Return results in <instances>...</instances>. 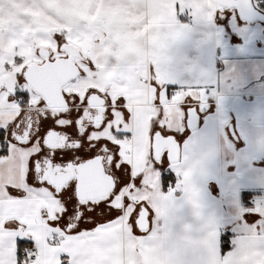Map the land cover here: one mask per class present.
Here are the masks:
<instances>
[{
	"label": "snow or ice",
	"instance_id": "obj_1",
	"mask_svg": "<svg viewBox=\"0 0 264 264\" xmlns=\"http://www.w3.org/2000/svg\"><path fill=\"white\" fill-rule=\"evenodd\" d=\"M84 2L0 0V264H264V197L235 218L207 217L194 181L202 143H180L214 85L171 70L193 25L219 18L247 42L264 0H91L111 25L95 37L100 50L125 20L173 17L163 57L137 64L134 89L107 78L114 65L127 70L115 46L85 51L87 22L63 16ZM169 167L182 179L165 193Z\"/></svg>",
	"mask_w": 264,
	"mask_h": 264
},
{
	"label": "crops",
	"instance_id": "obj_2",
	"mask_svg": "<svg viewBox=\"0 0 264 264\" xmlns=\"http://www.w3.org/2000/svg\"><path fill=\"white\" fill-rule=\"evenodd\" d=\"M199 11L198 8L195 14ZM62 13L87 22L91 31L83 41L85 51L95 50L103 55L113 52L115 46L127 70L114 65L106 75L109 80H125L129 89L137 83V64L161 59L174 28L171 15L153 17L150 12L145 13L131 22L125 20L119 35L100 50L95 37L109 32L111 27L100 7L85 0L80 5L64 7ZM36 17L42 24L69 27L63 19L39 14ZM251 24H260L261 35H254L247 42L232 30L231 23H222L219 18L213 25H193L191 38L172 52L171 70L181 83L214 85L209 89L207 105L197 110L199 126L191 129L187 118L180 133L182 148L193 139L202 143L198 158L203 164L194 181L201 190L207 217L235 218L242 208H251L257 198L264 197V23ZM31 30L29 24L25 32ZM210 35L214 40L206 42ZM212 92L223 95V103ZM166 170L176 176L169 189H176L182 177L171 167ZM175 196L179 203H185L182 191L176 190ZM184 217L186 222L195 223L187 204Z\"/></svg>",
	"mask_w": 264,
	"mask_h": 264
},
{
	"label": "rangeland",
	"instance_id": "obj_3",
	"mask_svg": "<svg viewBox=\"0 0 264 264\" xmlns=\"http://www.w3.org/2000/svg\"><path fill=\"white\" fill-rule=\"evenodd\" d=\"M237 23H239V25L241 27L244 26V22L243 21H237ZM260 24H257L255 26H252V24L250 23L249 25V38H251L252 36H257L259 37L261 35V26H259ZM232 28V30L238 34L237 30L234 29L233 25L230 26ZM251 27V28H250ZM27 33V32H26ZM239 35V34H238ZM240 38H242L240 35H239ZM244 39V38H243ZM16 43H19V41H17ZM82 46L86 48V46L82 43Z\"/></svg>",
	"mask_w": 264,
	"mask_h": 264
},
{
	"label": "water",
	"instance_id": "obj_4",
	"mask_svg": "<svg viewBox=\"0 0 264 264\" xmlns=\"http://www.w3.org/2000/svg\"><path fill=\"white\" fill-rule=\"evenodd\" d=\"M262 15H264V14H262ZM257 22L264 23V18H257L254 21H252L251 23H257ZM188 123H189L191 129H196L200 124L199 113L196 112L194 114H190L188 117Z\"/></svg>",
	"mask_w": 264,
	"mask_h": 264
},
{
	"label": "trees",
	"instance_id": "obj_5",
	"mask_svg": "<svg viewBox=\"0 0 264 264\" xmlns=\"http://www.w3.org/2000/svg\"><path fill=\"white\" fill-rule=\"evenodd\" d=\"M165 174L169 177L167 183L164 185V192H167L168 189L173 185L176 181V176L172 171L165 170Z\"/></svg>",
	"mask_w": 264,
	"mask_h": 264
},
{
	"label": "built area",
	"instance_id": "obj_6",
	"mask_svg": "<svg viewBox=\"0 0 264 264\" xmlns=\"http://www.w3.org/2000/svg\"><path fill=\"white\" fill-rule=\"evenodd\" d=\"M189 23H191V22L189 21Z\"/></svg>",
	"mask_w": 264,
	"mask_h": 264
}]
</instances>
